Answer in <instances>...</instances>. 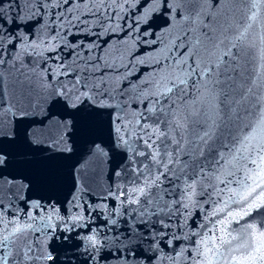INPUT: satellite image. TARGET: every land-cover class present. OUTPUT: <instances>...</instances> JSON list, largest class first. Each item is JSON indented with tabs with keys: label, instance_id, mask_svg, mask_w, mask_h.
I'll use <instances>...</instances> for the list:
<instances>
[{
	"label": "snow or ice",
	"instance_id": "6c2138e0",
	"mask_svg": "<svg viewBox=\"0 0 264 264\" xmlns=\"http://www.w3.org/2000/svg\"><path fill=\"white\" fill-rule=\"evenodd\" d=\"M0 264H264V0H0Z\"/></svg>",
	"mask_w": 264,
	"mask_h": 264
},
{
	"label": "water",
	"instance_id": "95a60500",
	"mask_svg": "<svg viewBox=\"0 0 264 264\" xmlns=\"http://www.w3.org/2000/svg\"><path fill=\"white\" fill-rule=\"evenodd\" d=\"M83 150H84L83 147H81L80 150H78L75 154H73L71 160L65 162L66 166L75 165L77 161L80 159Z\"/></svg>",
	"mask_w": 264,
	"mask_h": 264
}]
</instances>
